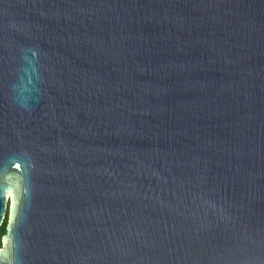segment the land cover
I'll use <instances>...</instances> for the list:
<instances>
[{
  "label": "water",
  "instance_id": "95a60500",
  "mask_svg": "<svg viewBox=\"0 0 264 264\" xmlns=\"http://www.w3.org/2000/svg\"><path fill=\"white\" fill-rule=\"evenodd\" d=\"M0 264H264V0H0Z\"/></svg>",
  "mask_w": 264,
  "mask_h": 264
},
{
  "label": "trees",
  "instance_id": "16d2710c",
  "mask_svg": "<svg viewBox=\"0 0 264 264\" xmlns=\"http://www.w3.org/2000/svg\"><path fill=\"white\" fill-rule=\"evenodd\" d=\"M5 230H6V218L0 226V245H1V235L4 234Z\"/></svg>",
  "mask_w": 264,
  "mask_h": 264
}]
</instances>
